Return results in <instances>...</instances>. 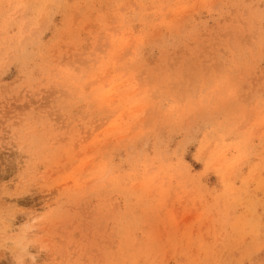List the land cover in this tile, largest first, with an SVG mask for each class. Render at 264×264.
<instances>
[{"label": "rangeland", "instance_id": "1", "mask_svg": "<svg viewBox=\"0 0 264 264\" xmlns=\"http://www.w3.org/2000/svg\"><path fill=\"white\" fill-rule=\"evenodd\" d=\"M0 264H264V0H0Z\"/></svg>", "mask_w": 264, "mask_h": 264}]
</instances>
